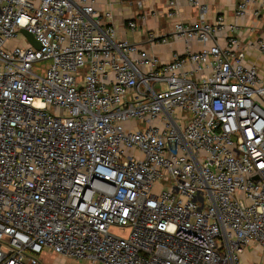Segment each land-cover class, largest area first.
<instances>
[{
  "label": "built area",
  "instance_id": "1",
  "mask_svg": "<svg viewBox=\"0 0 264 264\" xmlns=\"http://www.w3.org/2000/svg\"><path fill=\"white\" fill-rule=\"evenodd\" d=\"M228 29L176 22L213 43L163 61L94 0H0V264H261L242 254L264 248V76Z\"/></svg>",
  "mask_w": 264,
  "mask_h": 264
},
{
  "label": "crops",
  "instance_id": "2",
  "mask_svg": "<svg viewBox=\"0 0 264 264\" xmlns=\"http://www.w3.org/2000/svg\"><path fill=\"white\" fill-rule=\"evenodd\" d=\"M80 2V0H75ZM142 1V5H138ZM239 0H207V10L202 13L193 6L189 0H177V14L168 17V0H94L97 12L101 14L102 22H111L117 32V38L127 39L148 49L163 61H169L174 51L185 54L188 50L196 51L213 41L203 43L194 38L189 45L183 39L174 35V24H194L200 20L214 22L218 16H224L228 25L234 26L216 35V41L226 45V38L231 35L238 36L246 46V63L257 67L259 73L264 76V54L258 48V41H264V12L255 13L256 3H251L244 16H237L236 7ZM110 13V21L106 13ZM134 21L136 26L131 28L129 22ZM155 31L160 35L169 37L164 44L151 45L147 40V34ZM246 262H258L264 264V248L262 245L252 242L242 254Z\"/></svg>",
  "mask_w": 264,
  "mask_h": 264
},
{
  "label": "rangeland",
  "instance_id": "3",
  "mask_svg": "<svg viewBox=\"0 0 264 264\" xmlns=\"http://www.w3.org/2000/svg\"><path fill=\"white\" fill-rule=\"evenodd\" d=\"M42 64L45 65V62H43ZM119 230L122 232V234L124 236H127L130 229L129 228H126V229L120 228ZM114 231H116V230H114ZM39 259L43 262V264H89V262H87L85 260H80V261L76 262L70 258H64L63 256H59V255H54V256L42 255ZM95 264H101V263H95Z\"/></svg>",
  "mask_w": 264,
  "mask_h": 264
},
{
  "label": "water",
  "instance_id": "4",
  "mask_svg": "<svg viewBox=\"0 0 264 264\" xmlns=\"http://www.w3.org/2000/svg\"><path fill=\"white\" fill-rule=\"evenodd\" d=\"M24 34L27 35V37L30 39V41L36 46L39 47V42L34 38L33 34L25 29L22 30Z\"/></svg>",
  "mask_w": 264,
  "mask_h": 264
}]
</instances>
